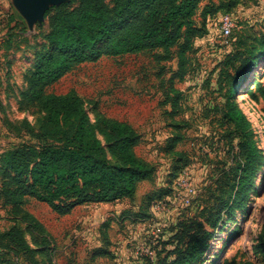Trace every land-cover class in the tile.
I'll return each mask as SVG.
<instances>
[{
    "label": "rangeland",
    "instance_id": "rangeland-1",
    "mask_svg": "<svg viewBox=\"0 0 264 264\" xmlns=\"http://www.w3.org/2000/svg\"><path fill=\"white\" fill-rule=\"evenodd\" d=\"M79 1L49 3L43 18L31 26L14 0H0V166L8 151L50 142L44 136L48 111L40 103L29 102L26 96L29 78L38 53L47 45L54 14L61 4L65 9L73 8ZM105 1L114 4V0ZM208 4L216 13L206 18L203 12ZM224 12H230L236 21L233 34L227 38L220 28ZM196 23H204L206 34L196 38L187 52L186 62L180 67L182 81L172 79L178 69L176 55L170 61H160L161 51L155 50L102 54L97 60L75 66L55 84L43 87L45 94L75 93L106 149L109 144L102 131V119L133 125L141 138L137 153L148 159L152 154L164 160L174 158L171 174L164 180L157 176L153 181L141 182L135 196L125 203L83 204L66 215H59L34 196L23 198L21 212H11L0 177V264H146L145 249L151 247L157 255H166V250L174 249L170 242L173 228L211 205V191L229 157L224 142L219 141V131L202 118L203 109L206 104L225 101L217 81L221 64L237 38L245 32L264 35V0H204ZM208 36L209 41H199ZM106 43L102 42L99 49L103 50ZM193 74L198 79L196 91L190 92V98L180 95L174 107L173 89L180 82L186 84ZM238 88L243 97L239 99L238 95L237 103L255 127L263 158L246 196L223 213L204 264H241L246 259L264 264L263 257L254 251L264 234V52ZM178 134L183 139L170 150L169 137ZM175 151L181 155L175 156ZM165 165L159 162V173ZM185 165L198 191L188 207L179 206L175 200L182 190L172 174ZM243 199L245 204L241 205ZM160 202L167 206L155 208ZM137 214L143 217L139 219ZM17 231L23 233L24 241Z\"/></svg>",
    "mask_w": 264,
    "mask_h": 264
},
{
    "label": "trees",
    "instance_id": "trees-1",
    "mask_svg": "<svg viewBox=\"0 0 264 264\" xmlns=\"http://www.w3.org/2000/svg\"><path fill=\"white\" fill-rule=\"evenodd\" d=\"M203 1L114 0L110 6L105 0H80L77 6L66 9L61 4L52 18L47 45L37 55L26 94L29 102L40 103L48 111L44 136L50 142L24 145L3 156L1 187L11 212H21L23 198L34 196L51 205L59 215H66L85 203L132 198L141 182L157 178V166L137 153L141 138L133 125L102 119V131L109 144L106 149L75 93L45 94L43 87L55 84L75 66L97 60L102 54L117 56L155 50L161 51L160 61H170L176 55L178 69L172 79L181 80L184 74L180 67L186 62L187 52L196 38L206 34L204 23H196ZM215 13L208 4L203 15L207 18ZM106 40L105 48L99 49ZM263 52L264 35L245 32L221 64L217 84L225 101L206 104L202 113L208 125L219 131V141L224 142L229 157L211 191L213 202L198 215L181 220L173 228L170 242L174 249L166 250L164 256L155 251V258L146 256V264H204L223 213L231 211L253 185L263 153L255 127L239 107L237 96L239 83L255 69ZM173 92L176 107L181 93L176 87ZM182 139L180 134L170 136V150ZM174 155L181 152L175 151ZM110 156L117 160L116 164L110 162ZM186 167L172 174L178 178ZM243 200L241 205L245 204ZM16 234L23 240L21 231ZM254 251L264 262V234ZM241 264L259 263L246 259Z\"/></svg>",
    "mask_w": 264,
    "mask_h": 264
},
{
    "label": "built area",
    "instance_id": "built-area-1",
    "mask_svg": "<svg viewBox=\"0 0 264 264\" xmlns=\"http://www.w3.org/2000/svg\"><path fill=\"white\" fill-rule=\"evenodd\" d=\"M236 27V21L234 16L231 13H222L220 15V28L221 33L224 37H230L233 34V31ZM189 169L185 168L183 172L179 175L177 178V185L181 191L180 194H178L175 200H177V203L179 206L188 207L192 205L194 197L197 195V187L192 181V178L190 176V172H188ZM166 203L160 202L158 205H155L154 207L159 209L160 207L165 208ZM145 256L149 258H155V251L151 247H148L143 252Z\"/></svg>",
    "mask_w": 264,
    "mask_h": 264
},
{
    "label": "crops",
    "instance_id": "crops-1",
    "mask_svg": "<svg viewBox=\"0 0 264 264\" xmlns=\"http://www.w3.org/2000/svg\"><path fill=\"white\" fill-rule=\"evenodd\" d=\"M210 36V35H209ZM209 36L208 37H203V38H201L199 41L200 42H202V41H205V42H207V41H209L211 38H209ZM175 72H177V70L175 71ZM190 76V75H189ZM192 76V75H191ZM192 79L190 80V79H188L187 81H183L184 83H186L187 84V86H188V88H185V85L186 84H184L183 85V83L182 82H180L177 86H176V88L178 89V91L181 93V95H183L184 97H186V98H190V92H192V91H196V81H198V79L197 80H195V75L193 74V77H191ZM179 81H182V80H180L179 78H177ZM192 87V88H191ZM199 86H198V90H199ZM188 95V96H187ZM142 156V155H141ZM143 157V156H142ZM144 158H146V157H144ZM146 160H148V161H150L151 163H153L155 166H158L159 165V162H161V161H164L165 162V170L164 171H162V172H160L159 173V171H158V177H163V178H160L161 180H164V178L168 175V173H169V170H170V168H171V165H172V158H169V160H164L163 158H160L158 155H151L150 156V158L148 159V158H146ZM157 169H158V167H157ZM164 174V175H163ZM156 179V178H155ZM126 200L127 199H122V200H117V201H114V202H91V203H85V204H108V205H110V204H116V203H125L126 202Z\"/></svg>",
    "mask_w": 264,
    "mask_h": 264
},
{
    "label": "water",
    "instance_id": "water-1",
    "mask_svg": "<svg viewBox=\"0 0 264 264\" xmlns=\"http://www.w3.org/2000/svg\"><path fill=\"white\" fill-rule=\"evenodd\" d=\"M64 0H14L17 7L27 18L32 26L37 20H41L44 16L49 3Z\"/></svg>",
    "mask_w": 264,
    "mask_h": 264
},
{
    "label": "bare ground",
    "instance_id": "bare-ground-1",
    "mask_svg": "<svg viewBox=\"0 0 264 264\" xmlns=\"http://www.w3.org/2000/svg\"><path fill=\"white\" fill-rule=\"evenodd\" d=\"M243 97L242 92H239V99Z\"/></svg>",
    "mask_w": 264,
    "mask_h": 264
}]
</instances>
